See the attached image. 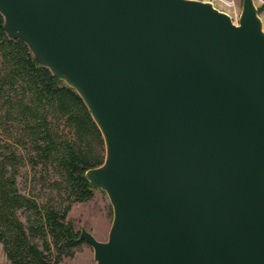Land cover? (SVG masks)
Listing matches in <instances>:
<instances>
[{
	"label": "water",
	"instance_id": "95a60500",
	"mask_svg": "<svg viewBox=\"0 0 264 264\" xmlns=\"http://www.w3.org/2000/svg\"><path fill=\"white\" fill-rule=\"evenodd\" d=\"M4 30L76 90L105 159L94 264H264V28L201 0H0Z\"/></svg>",
	"mask_w": 264,
	"mask_h": 264
},
{
	"label": "trees",
	"instance_id": "16d2710c",
	"mask_svg": "<svg viewBox=\"0 0 264 264\" xmlns=\"http://www.w3.org/2000/svg\"><path fill=\"white\" fill-rule=\"evenodd\" d=\"M61 121L71 136L59 128ZM0 132L28 150L33 165L52 167L59 175L55 185L61 199L42 211L15 186V159H19L15 151L0 154V240L14 264H49L48 235L59 252L86 241L68 219V212L73 203L93 196L95 188L85 174L104 162L105 142L76 90L42 66L23 40L7 35L1 13ZM20 208L35 214L33 220L28 219L27 229L17 223L15 212ZM5 223L16 231L5 229ZM36 233L42 234V244Z\"/></svg>",
	"mask_w": 264,
	"mask_h": 264
},
{
	"label": "rangeland",
	"instance_id": "374dc122",
	"mask_svg": "<svg viewBox=\"0 0 264 264\" xmlns=\"http://www.w3.org/2000/svg\"><path fill=\"white\" fill-rule=\"evenodd\" d=\"M212 2L213 5L221 11L228 13L235 24L239 23L242 12L243 0H201ZM255 4L260 6V1L255 0ZM264 7V6H263ZM261 9L260 15L263 20L264 28V10ZM65 134L71 136L72 133L61 121L59 126ZM10 149L15 151L19 159H15L17 167L15 171V186L18 192L35 200L42 211L55 206L61 199L58 194L55 183L59 180V175L55 169L49 167L44 169L41 164L33 165L30 162V154L23 146L17 144L13 139L0 132V154L5 153ZM9 150V151H10ZM2 158V157H1ZM14 160V161H15ZM11 169V167H9ZM12 212V210L10 211ZM19 224H22L25 229L30 224L29 220L35 218L33 211H25L20 208L15 212ZM114 218V210L107 192L102 189H96L93 196L85 202L73 203L68 212V219L72 220L76 230L81 232L82 228L90 231L98 240L105 241L108 238L109 231ZM4 228L10 232H15L13 228H7V223L3 224ZM36 239L42 244V234L36 233ZM47 241L50 245L49 264H94V249L84 241L80 245L71 249L64 248L59 252L58 247L53 243L52 236H47ZM43 248V246H41ZM0 264H14L8 255L5 244L0 240Z\"/></svg>",
	"mask_w": 264,
	"mask_h": 264
},
{
	"label": "built area",
	"instance_id": "2783aa9c",
	"mask_svg": "<svg viewBox=\"0 0 264 264\" xmlns=\"http://www.w3.org/2000/svg\"><path fill=\"white\" fill-rule=\"evenodd\" d=\"M260 1V6H257V8L259 9V7L261 8V7H263L264 6V0H259ZM263 10H264V7H263ZM259 13V12H258ZM259 15H260V13H259ZM260 17H261V15H260ZM262 19V18H261ZM263 21V20H262Z\"/></svg>",
	"mask_w": 264,
	"mask_h": 264
}]
</instances>
